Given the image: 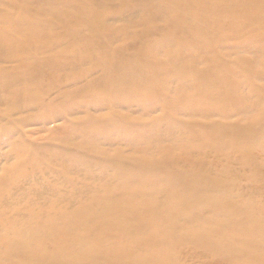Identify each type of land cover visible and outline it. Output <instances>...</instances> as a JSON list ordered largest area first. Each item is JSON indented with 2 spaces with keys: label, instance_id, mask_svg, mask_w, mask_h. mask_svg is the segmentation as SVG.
<instances>
[{
  "label": "bare ground",
  "instance_id": "bare-ground-1",
  "mask_svg": "<svg viewBox=\"0 0 264 264\" xmlns=\"http://www.w3.org/2000/svg\"><path fill=\"white\" fill-rule=\"evenodd\" d=\"M259 147L264 0H0V264H264Z\"/></svg>",
  "mask_w": 264,
  "mask_h": 264
},
{
  "label": "rangeland",
  "instance_id": "rangeland-1",
  "mask_svg": "<svg viewBox=\"0 0 264 264\" xmlns=\"http://www.w3.org/2000/svg\"><path fill=\"white\" fill-rule=\"evenodd\" d=\"M37 137H30L29 139L32 141H36ZM255 156L257 158V165H258V170L260 171L259 174H262L261 176L263 177L262 179L257 178L256 180V184L259 187V190H262V192L257 191V197L261 200V204L263 205L264 208V147H259L256 150H254ZM221 159V158H220ZM225 159V158H224ZM223 159V160H224ZM222 160V159H221ZM211 262H209L208 264H223L222 262H218L217 259H209Z\"/></svg>",
  "mask_w": 264,
  "mask_h": 264
}]
</instances>
